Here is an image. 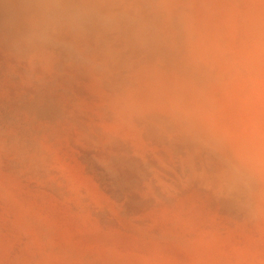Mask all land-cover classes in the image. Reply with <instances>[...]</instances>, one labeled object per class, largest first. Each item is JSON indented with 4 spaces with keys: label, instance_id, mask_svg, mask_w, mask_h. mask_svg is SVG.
Returning <instances> with one entry per match:
<instances>
[{
    "label": "rangeland",
    "instance_id": "1",
    "mask_svg": "<svg viewBox=\"0 0 264 264\" xmlns=\"http://www.w3.org/2000/svg\"><path fill=\"white\" fill-rule=\"evenodd\" d=\"M0 264H264V0H0Z\"/></svg>",
    "mask_w": 264,
    "mask_h": 264
}]
</instances>
